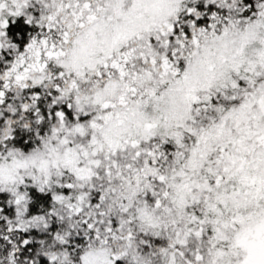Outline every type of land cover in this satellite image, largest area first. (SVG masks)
<instances>
[{"label": "snow or ice", "instance_id": "1", "mask_svg": "<svg viewBox=\"0 0 264 264\" xmlns=\"http://www.w3.org/2000/svg\"><path fill=\"white\" fill-rule=\"evenodd\" d=\"M0 264H264V0H0Z\"/></svg>", "mask_w": 264, "mask_h": 264}]
</instances>
